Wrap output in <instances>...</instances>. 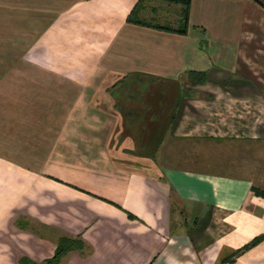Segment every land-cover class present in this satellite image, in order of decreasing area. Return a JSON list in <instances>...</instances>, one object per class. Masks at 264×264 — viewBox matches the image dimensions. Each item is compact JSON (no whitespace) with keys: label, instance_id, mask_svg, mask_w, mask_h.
Masks as SVG:
<instances>
[{"label":"crops","instance_id":"0c3cea01","mask_svg":"<svg viewBox=\"0 0 264 264\" xmlns=\"http://www.w3.org/2000/svg\"><path fill=\"white\" fill-rule=\"evenodd\" d=\"M138 2L0 0V264H264V0Z\"/></svg>","mask_w":264,"mask_h":264},{"label":"trees","instance_id":"16d2710c","mask_svg":"<svg viewBox=\"0 0 264 264\" xmlns=\"http://www.w3.org/2000/svg\"><path fill=\"white\" fill-rule=\"evenodd\" d=\"M145 0H139V2L135 5V7L133 8V10L130 12V14L127 17V22L128 23H132L135 25H139V26H143V27H151L154 29H158V30H163V31H168V32H174V33H179V34H185L186 32V28H187V21H188V11H189V4H190V0H164L167 2H171V3H176V4H181L182 5V12H181V24H180V28L179 29H172L170 26L168 25H161V24H152L150 22H147L144 19H141L138 15L139 10L141 9L143 2ZM199 79L198 82H202L204 80V76L203 74L198 75ZM257 194L261 195L262 197H264V193L261 191H255ZM130 218H132V216L129 214L128 215ZM264 239V234L254 238L249 244L245 245L241 251H245L253 246H255L257 243H259L260 241H262ZM82 247V243L80 241L79 238H61L59 239L58 243H57V247L55 250V253L53 255V257H51L50 259H47L45 261H43L40 264H59L61 257L70 252V251H75V250H80ZM19 264H38L35 263L31 260H29L28 258H20L19 260Z\"/></svg>","mask_w":264,"mask_h":264},{"label":"rangeland","instance_id":"374dc122","mask_svg":"<svg viewBox=\"0 0 264 264\" xmlns=\"http://www.w3.org/2000/svg\"><path fill=\"white\" fill-rule=\"evenodd\" d=\"M173 5H174V4H172V7H174ZM158 22H160V21H158ZM28 43H30V39H29V40L26 39V46H27ZM2 46H5L4 43H2V44L0 45V48H1Z\"/></svg>","mask_w":264,"mask_h":264}]
</instances>
